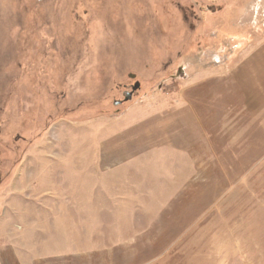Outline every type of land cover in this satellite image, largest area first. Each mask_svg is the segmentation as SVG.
Masks as SVG:
<instances>
[{"label": "rangeland", "instance_id": "obj_1", "mask_svg": "<svg viewBox=\"0 0 264 264\" xmlns=\"http://www.w3.org/2000/svg\"><path fill=\"white\" fill-rule=\"evenodd\" d=\"M262 47L264 0H0V264H264Z\"/></svg>", "mask_w": 264, "mask_h": 264}, {"label": "crops", "instance_id": "obj_2", "mask_svg": "<svg viewBox=\"0 0 264 264\" xmlns=\"http://www.w3.org/2000/svg\"><path fill=\"white\" fill-rule=\"evenodd\" d=\"M247 64H248V69L246 70H248L249 72H247L246 74V79L243 78L244 72L241 71L242 78H240L239 81L240 82H242L243 80L248 81V78H252L253 80L262 79L259 82H257V84L260 83L264 85V47L252 53V55H250V57L247 58ZM244 91L248 93L250 90L248 91L247 88L246 89L244 88Z\"/></svg>", "mask_w": 264, "mask_h": 264}, {"label": "water", "instance_id": "obj_3", "mask_svg": "<svg viewBox=\"0 0 264 264\" xmlns=\"http://www.w3.org/2000/svg\"><path fill=\"white\" fill-rule=\"evenodd\" d=\"M132 78V76H130ZM139 88V85L138 84H135L134 87L132 88L133 91H135L136 89ZM131 97V94H127L126 97H125V101L129 100Z\"/></svg>", "mask_w": 264, "mask_h": 264}, {"label": "flooded vegetation", "instance_id": "obj_4", "mask_svg": "<svg viewBox=\"0 0 264 264\" xmlns=\"http://www.w3.org/2000/svg\"><path fill=\"white\" fill-rule=\"evenodd\" d=\"M126 95H127V93H126Z\"/></svg>", "mask_w": 264, "mask_h": 264}]
</instances>
